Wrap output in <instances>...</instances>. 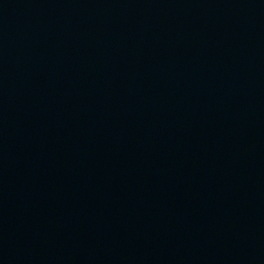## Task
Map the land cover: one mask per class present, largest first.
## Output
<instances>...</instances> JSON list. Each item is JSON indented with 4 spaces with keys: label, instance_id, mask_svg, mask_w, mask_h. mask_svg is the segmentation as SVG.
<instances>
[{
    "label": "water",
    "instance_id": "water-1",
    "mask_svg": "<svg viewBox=\"0 0 264 264\" xmlns=\"http://www.w3.org/2000/svg\"><path fill=\"white\" fill-rule=\"evenodd\" d=\"M0 264H264V0H0Z\"/></svg>",
    "mask_w": 264,
    "mask_h": 264
}]
</instances>
